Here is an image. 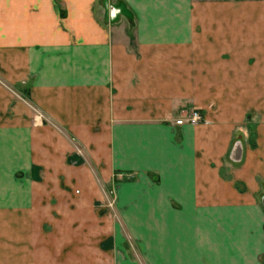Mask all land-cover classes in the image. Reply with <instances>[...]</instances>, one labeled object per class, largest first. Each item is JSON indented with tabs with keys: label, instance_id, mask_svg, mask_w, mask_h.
Listing matches in <instances>:
<instances>
[{
	"label": "crops",
	"instance_id": "0c3cea01",
	"mask_svg": "<svg viewBox=\"0 0 264 264\" xmlns=\"http://www.w3.org/2000/svg\"><path fill=\"white\" fill-rule=\"evenodd\" d=\"M0 264H264V0H0Z\"/></svg>",
	"mask_w": 264,
	"mask_h": 264
},
{
	"label": "built area",
	"instance_id": "2783aa9c",
	"mask_svg": "<svg viewBox=\"0 0 264 264\" xmlns=\"http://www.w3.org/2000/svg\"><path fill=\"white\" fill-rule=\"evenodd\" d=\"M205 118L203 117V114L199 109H190L189 111H186L179 117L175 118L174 122L179 124V123H190V124H195L199 122H204ZM112 205V200L107 201V206Z\"/></svg>",
	"mask_w": 264,
	"mask_h": 264
},
{
	"label": "rangeland",
	"instance_id": "374dc122",
	"mask_svg": "<svg viewBox=\"0 0 264 264\" xmlns=\"http://www.w3.org/2000/svg\"><path fill=\"white\" fill-rule=\"evenodd\" d=\"M106 205H107V203H106Z\"/></svg>",
	"mask_w": 264,
	"mask_h": 264
}]
</instances>
